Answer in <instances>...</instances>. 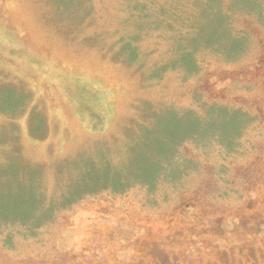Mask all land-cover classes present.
Masks as SVG:
<instances>
[{
  "label": "rangeland",
  "instance_id": "374dc122",
  "mask_svg": "<svg viewBox=\"0 0 264 264\" xmlns=\"http://www.w3.org/2000/svg\"><path fill=\"white\" fill-rule=\"evenodd\" d=\"M194 3L0 0V264H264V0H219L190 72ZM192 119L223 141L190 134L153 177ZM102 163L133 187L62 205ZM30 198L42 226L11 216Z\"/></svg>",
  "mask_w": 264,
  "mask_h": 264
},
{
  "label": "trees",
  "instance_id": "16d2710c",
  "mask_svg": "<svg viewBox=\"0 0 264 264\" xmlns=\"http://www.w3.org/2000/svg\"><path fill=\"white\" fill-rule=\"evenodd\" d=\"M131 1H135V0H131ZM194 5L197 6L198 8H201L200 15H199V21L198 22H190L189 25H188V28H187V33H182V32L177 30V35H176L177 39L175 40V44H176L175 49H178V51L180 53V57L182 56L181 57V59H182L181 60V64H182V66L188 67L189 68L188 70H190V72L195 67V63H194L193 57H192V61H191L189 56L195 55V53H196V51H197V49L199 47L201 48V47H205L206 46L205 44H200V41H199V45L197 46V38H200V36L202 35L201 33H204V31H205V29H207L209 23L213 22L215 20V18L216 19L217 18H219V19L222 18L225 23L227 21L226 17L223 16V13L221 12L220 5H219V0H203V5L201 4L200 6H198L195 3H194ZM217 15L219 17H217ZM218 25H220V24H218ZM216 26H217V23H216ZM222 26L225 27L224 24ZM170 30L174 31L171 27H170ZM236 40H240V42H238L239 45L242 44V42L244 41L242 38H236ZM187 53H188V55H187ZM187 59H188V61H187ZM191 121L193 123H191L189 121L190 124H192V125H191V127H189V130L187 132H185L182 135H180V136H178L176 138H173V139H172V136H171L170 141H168V140L165 141L166 143L164 145H166V146H171L172 145L171 154H170V156L165 157L164 162H161L158 159L160 167H158L155 171H153L154 172L153 177H155V175H156L158 170L161 172V175L164 174V175L171 176V175H173L175 173L178 174L177 172H178L179 167L176 168L175 170H171V165H172V162L170 161L171 160V156H174V153L176 151L175 146H173V145L175 143L176 144H178V143L181 144L185 140V138L187 136H189L190 134H194L196 132H197V134H199V133L204 131V133H203L204 135L201 134L203 138L206 137V133H208V135H210V134L214 135L216 137V140L217 139L218 140L219 139L222 140V138H223L222 135L220 133H218L216 130H214L215 128L213 129L212 127H207L208 125H204L203 128L205 130H199V132H198L197 129H196L197 122L194 119H192ZM236 130L233 133L234 138L236 136H238V134H240V132H241L240 128L236 129ZM167 162H170V163L167 164ZM168 165H170V166L166 170ZM86 168H89V167H86ZM107 169H110V168L107 167L104 163H102L101 164V172H100V174L94 175L92 172L90 173V171L88 170V172H86L87 173L86 177L88 178V182L89 183L93 182L94 185L92 186V188L80 191L73 199H69V197L67 196L65 199H63L61 201V204L62 205H64V204H67V205L72 204L75 201H77L80 198H82L85 194H93V193L99 192L100 190L103 191V190H106L108 188L111 189L113 192H117L118 193V192H123L127 188H132L133 187L134 184H132V183H135V182H131V180H129L127 178L128 176L126 175V173L121 175V177L118 176V178H115V179H108V180L105 179L104 176H108V172H109ZM170 170H171V173H170ZM153 172H151L150 174H152ZM90 176H93L95 178V180H91ZM178 178L176 179L177 181H178ZM149 181H148V183L147 182H142V183L149 185L148 190L151 191L150 187L157 180H155V181L149 180ZM142 183L141 184L139 183V184L144 186V184H142ZM31 197H33V196H31ZM29 202H31L29 204V209L30 210H29V212L23 214V218L20 217L21 214H22L20 209L17 210L19 212H11V216L13 215V217L14 216L17 217V218H13V220L14 219H18V220L21 219L20 224H28L27 226H31V221H33L36 218L37 221L38 220L40 221V224H38L37 226H39V225L42 226L41 225V220H42V217L46 214V212H43L42 217H40V215L42 213V211H40V202H38L36 205H34V203H32V199L31 198H30ZM32 204H33V206H31ZM36 215H37V217H36ZM2 219H8V218H2ZM13 222H17V220H15ZM34 222H36V221H34ZM6 223H7V221H3L2 224L5 225ZM21 226H25V225H21Z\"/></svg>",
  "mask_w": 264,
  "mask_h": 264
},
{
  "label": "flooded vegetation",
  "instance_id": "af4514ba",
  "mask_svg": "<svg viewBox=\"0 0 264 264\" xmlns=\"http://www.w3.org/2000/svg\"><path fill=\"white\" fill-rule=\"evenodd\" d=\"M240 128V127H239ZM232 143H233V141H232Z\"/></svg>",
  "mask_w": 264,
  "mask_h": 264
}]
</instances>
